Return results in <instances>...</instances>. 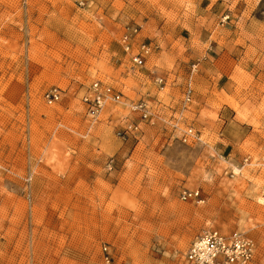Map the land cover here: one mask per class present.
Wrapping results in <instances>:
<instances>
[{
	"label": "rangeland",
	"instance_id": "1",
	"mask_svg": "<svg viewBox=\"0 0 264 264\" xmlns=\"http://www.w3.org/2000/svg\"><path fill=\"white\" fill-rule=\"evenodd\" d=\"M128 23L153 46L143 70ZM96 79L147 98L155 123L126 130V103L91 120ZM263 146L264 0H0V264H187L211 225L252 236L264 264V166L239 165Z\"/></svg>",
	"mask_w": 264,
	"mask_h": 264
},
{
	"label": "built area",
	"instance_id": "2",
	"mask_svg": "<svg viewBox=\"0 0 264 264\" xmlns=\"http://www.w3.org/2000/svg\"><path fill=\"white\" fill-rule=\"evenodd\" d=\"M142 24L128 23L124 26L120 41L125 51L130 54L132 67L143 70L146 66V58L153 51V46L146 38L139 37ZM152 78L161 83L163 76L158 74L156 69L150 70ZM62 89L53 87L44 92V99L47 103L58 102L62 97ZM194 95V87L189 82L184 90L183 103L189 104ZM124 91L115 86L102 81L94 80L82 96L87 116L91 120H98L104 109L109 103H126L129 111L125 114V129L133 132H140L142 129L141 121L155 123L159 115L154 111L147 98L138 100H125ZM136 114L139 119L129 115ZM181 139L185 142L201 140L200 132L193 126L188 125L182 130ZM253 156H255L253 158ZM264 164V146L261 151L253 154H246L239 165L243 168L249 165ZM234 174V172H231ZM179 197L183 200L199 198L204 200L203 193L199 188L183 187L179 190ZM106 260L110 261V252L105 246ZM258 252L256 240L244 231L234 229L225 232L217 226H206L192 240L186 251L187 264H253ZM264 254V252H263Z\"/></svg>",
	"mask_w": 264,
	"mask_h": 264
},
{
	"label": "bare ground",
	"instance_id": "3",
	"mask_svg": "<svg viewBox=\"0 0 264 264\" xmlns=\"http://www.w3.org/2000/svg\"><path fill=\"white\" fill-rule=\"evenodd\" d=\"M255 166H264V164H260V165H255ZM204 198V197H203ZM188 200H194V201H197L199 203H203L205 202V199L202 200V199H199V198H191V199H188Z\"/></svg>",
	"mask_w": 264,
	"mask_h": 264
}]
</instances>
